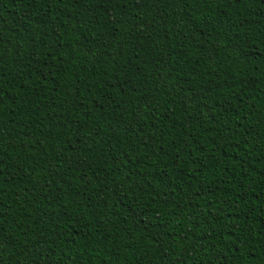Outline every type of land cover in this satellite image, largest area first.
Returning a JSON list of instances; mask_svg holds the SVG:
<instances>
[{
    "label": "trees",
    "instance_id": "16d2710c",
    "mask_svg": "<svg viewBox=\"0 0 264 264\" xmlns=\"http://www.w3.org/2000/svg\"><path fill=\"white\" fill-rule=\"evenodd\" d=\"M0 264H264V0H0Z\"/></svg>",
    "mask_w": 264,
    "mask_h": 264
}]
</instances>
